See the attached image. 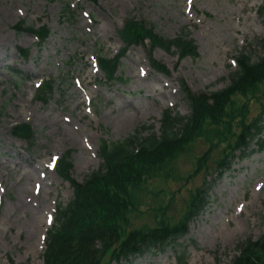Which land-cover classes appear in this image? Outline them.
I'll use <instances>...</instances> for the list:
<instances>
[{
    "label": "rangeland",
    "instance_id": "374dc122",
    "mask_svg": "<svg viewBox=\"0 0 264 264\" xmlns=\"http://www.w3.org/2000/svg\"><path fill=\"white\" fill-rule=\"evenodd\" d=\"M263 5L264 0H0V264L43 263L49 213L54 216L57 203L73 197L71 185L56 173L60 156L70 153L72 176L82 182L102 163V140L123 141L139 129V138L159 133L167 109L189 116L182 83L193 93L215 92L229 84L237 70L232 58L240 51L257 61L264 54ZM129 18L146 20L163 38L189 36L199 56L181 59L177 49L152 48L145 41L127 48L114 83H106L96 69V50L117 56L124 47L118 34ZM20 22L47 27L48 39L40 43L30 31L16 29ZM148 55L169 73L153 70ZM47 81L53 88L43 101L38 96ZM242 101L251 123L260 102ZM20 123L31 125L33 145L12 134ZM216 133L213 128L210 138ZM196 147L178 159L168 179L155 181L156 190L141 195L143 215L133 222L156 224L161 218L146 213L153 209H162L171 223L183 220L192 192L205 181L213 183L207 207L189 222L179 245L128 264H227L240 242L264 233V147L254 140L244 154L234 153L231 169L221 176L215 174L216 160L224 147L209 161L208 175L205 165L195 166L207 147Z\"/></svg>",
    "mask_w": 264,
    "mask_h": 264
},
{
    "label": "trees",
    "instance_id": "16d2710c",
    "mask_svg": "<svg viewBox=\"0 0 264 264\" xmlns=\"http://www.w3.org/2000/svg\"><path fill=\"white\" fill-rule=\"evenodd\" d=\"M64 11L70 14L69 8ZM154 27L146 20H126L119 36L127 47L114 59L99 56L100 67L108 80H114L120 57L127 48L144 45L145 41H149L152 48L161 47L166 51L176 48L181 59L199 56L197 46L189 36L181 34L174 39L163 38ZM16 29L35 32L43 41L49 35L48 28H25L23 22L18 23ZM257 59L255 61L250 52L241 53L238 59L240 69L231 76L230 85L223 90L193 93L182 84L191 113L183 117L174 115L171 110L165 111L160 137L152 130L149 135L139 138V129L123 141L102 140L100 156L103 162L82 182L73 178L71 155L65 153L57 164V172L71 184L73 197L69 203L58 207L55 225L47 239L44 264H123L153 250L163 251L171 245H179V240L188 233L189 222L208 204V190L213 183L192 192L189 210L183 220L176 223L160 215L162 209H153L148 210L147 215L161 220L156 224L135 226L133 219L143 215L141 195L156 190L155 181L168 179L178 159L200 144L207 149L196 156L195 166L201 169L205 165L206 175L211 170L209 161L216 160L217 149L224 147L216 160L219 176L230 169L238 150L246 149L254 140H257L259 149L264 147V102L260 99L264 97V54ZM150 60L157 72L169 73L151 56ZM52 88V83L44 84L38 98L46 101L45 96ZM251 97L260 102V113L248 123L250 109L248 103H241V100ZM213 128L218 133L210 138ZM11 132L33 145L30 124L17 125ZM231 135H235L233 142ZM237 251L238 255L227 264H264V233L257 239L247 238L240 242Z\"/></svg>",
    "mask_w": 264,
    "mask_h": 264
},
{
    "label": "bare ground",
    "instance_id": "6f19581e",
    "mask_svg": "<svg viewBox=\"0 0 264 264\" xmlns=\"http://www.w3.org/2000/svg\"><path fill=\"white\" fill-rule=\"evenodd\" d=\"M21 202H19V204H20ZM51 222H52V214L50 213L49 214V226H50V224H51ZM49 226L47 227V228H45V231H44V238H45V234H46V232H47V229L49 228ZM43 238V239H44ZM43 248V240H42V244H41V249ZM36 251V250H35Z\"/></svg>",
    "mask_w": 264,
    "mask_h": 264
}]
</instances>
